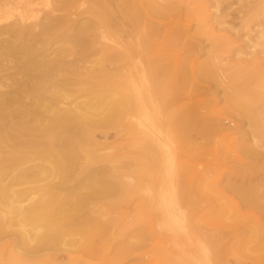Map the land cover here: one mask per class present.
Instances as JSON below:
<instances>
[{"label": "rangeland", "instance_id": "rangeland-1", "mask_svg": "<svg viewBox=\"0 0 264 264\" xmlns=\"http://www.w3.org/2000/svg\"><path fill=\"white\" fill-rule=\"evenodd\" d=\"M180 1H172V8L164 10V21L176 22L169 27L168 37H164L166 27L160 25L161 35L143 42L142 30L157 24L142 21L132 37L112 33V39L92 47L96 53L78 52L82 37L70 36L69 31L68 37L49 38L47 50L36 55L48 60V67H57V61L64 59L78 67L73 73L93 69L96 73L104 63L99 52L103 45L144 43L148 47L163 38L169 40L167 49L157 54L159 65L141 68L139 61L147 63L152 58L146 54L133 57L131 64L136 67L123 68L131 73L120 78L116 97L128 95L125 107L131 113L126 117L99 107L100 101L79 83L59 91L67 97L59 107L72 110L74 104L83 106L92 98L98 111L108 112L110 118L100 116L109 121H102L97 113L92 119L101 121L94 124L79 121L46 133L53 114L31 103H13L11 118H0V130H6L0 132V264H264V71L256 83L246 73H236L251 70L256 66L253 60L260 58L257 69H264V12L252 22L254 32L242 39L239 52L236 45L218 43L219 35L223 29L231 30V25L242 27L239 12L255 0ZM62 2L67 9L81 3ZM116 3L88 0L80 8L91 6L97 15L99 9L110 12L122 5L124 12L128 10V3ZM216 3H220L219 10L229 7V15L223 12L221 25L212 16L207 18L205 29L212 30L210 36L185 20L187 9L201 4L210 8V15L220 13ZM43 5H22L21 12L15 7L0 8V18L7 13L13 18L0 22L5 25L0 27V36L30 8L47 10ZM138 9L131 11L134 18ZM91 15L83 14L72 24L74 29L90 25ZM86 45L91 49V44ZM0 58L2 68L6 62ZM115 61L123 65L129 59L117 57ZM199 65L207 71L201 72ZM109 72L117 71L111 66ZM22 109L33 110L35 115L31 111L29 117H22L18 113ZM53 141L61 143L65 164L52 173L51 169L31 173L32 166L54 165V158L45 161L43 157L53 148L46 143ZM53 183L57 195L50 199ZM42 203L44 207L37 210Z\"/></svg>", "mask_w": 264, "mask_h": 264}, {"label": "bare ground", "instance_id": "bare-ground-1", "mask_svg": "<svg viewBox=\"0 0 264 264\" xmlns=\"http://www.w3.org/2000/svg\"><path fill=\"white\" fill-rule=\"evenodd\" d=\"M53 1H55V0H0V8H3V9L11 8V7H15L14 9L19 8L17 12L20 11V6H22V5H29L30 6L31 4L32 5L33 4L38 5L40 3H43L44 4L43 6H45V4L48 6L47 10H45L44 7L42 10L37 9V11L36 10L34 11L33 9L31 10V8H30L31 11L29 10V12L27 14L24 13V15H20L19 19H17L18 22L13 27H11L10 29H8V30L6 29V31H3V33L0 36V57H2L3 62L4 61L6 62V64L2 68L0 67V118L1 119L2 118H9V119L11 118V114L13 113L11 110L13 103H17L19 105H24V106L29 105L28 103H31L34 106H36L38 109L39 108L41 109L43 107L42 108L43 112H46V111L50 112L49 110H51L53 115H52V119H51L48 127H46V129H47V130H45L46 133H50V132L53 133L54 130L60 129V127H64V126L72 124L74 122L77 123L79 121L80 122L81 121L82 122L93 121V124H94V122H99L101 120L104 122L109 121V120H107L108 119L107 118L108 112L107 113L105 112L106 113L105 114L104 111H100V110L98 111V106L94 107L91 104L92 98L85 101L83 106L77 105L80 103H77L76 105L74 104L73 107H75V106L76 107L73 108L72 110L65 109V108H64L65 109L64 110L63 108L59 107L60 103L62 101H64L65 99H67V97L64 95L65 93L64 94L63 93L58 94L59 91L62 88H64L65 86H75L76 84H79V83H82L84 85L83 86L84 88L83 87H81V88L86 90L88 95H90V96L93 95L94 98H97L98 101H100L99 107L105 106L106 108H108L107 110L109 111V114H112L114 116L120 114V115H122L121 117H126L128 114L131 113V111L126 109V107H125L127 104V101L129 102V97H128V95L123 94V93L119 94L118 95L119 97H116V92H118L117 91L118 84H119L118 82L122 80L120 78L124 77L127 73L128 74L131 73L129 71H126L127 70L126 65L129 67V70H130L132 65H134L133 63L131 64L133 57L137 56V55H144L145 56L146 54L152 55V58L149 59V61L147 63H145L146 61H139L137 64L140 63L141 68H144V66L146 67V66L159 65L160 61H159V56L157 54H159V53L161 54V52H163L167 49L166 45L169 44V40L166 39V41H165L163 38L162 41H160V43L153 44L151 42L152 45H150L148 47L147 46L145 47L144 43H143L144 45L141 44L142 46L138 45V46H134V47H131V46L128 47V45H127V47L126 46L124 47L123 44H121L120 47H118V46L109 47V45H108V47H106L105 45H103V47H100L101 49L99 50L100 59H101V61L104 62L100 66L101 71L94 73L95 70L93 69V70L89 71L88 73L83 74V73H79L76 70L77 72H75V73L78 77L75 75V73H73L75 71V68L78 69V67L73 66L72 63H69V61L67 62L64 59H60V61L56 60L57 61V67H56V65H55V67H52V66L48 67V64H50L48 60H46V59L44 60L41 58H35V57L37 54H43L47 50L45 44L49 38L57 39L58 37H61V36L62 37H68L70 34L69 31L70 32L72 31L70 36H72V35H75V37L78 36V39H79L80 35L82 37V41H81L82 43H81L79 49H77L78 52L82 51V50H89V51L93 52L94 49L92 47H95L97 44L104 43L103 42L104 40H109L110 38L112 39V37L110 36L112 33H117L118 35H120V37L130 38L133 36L134 32L138 31V26H140V23L142 21L143 22H145V21L150 22L151 25L157 24L156 27H151V29H148V28L145 29L144 28V30H142L141 34H142L143 42H146L148 40L152 41V40H154V38L158 37V35L160 34V32H159L160 31V25H163V27H166L167 32L164 34V37H168V35L170 34V32L168 34L169 27H171L172 22H175V21L174 20L172 21V19H170L169 22H165L164 21V10H166L168 8H172V4H174V3H172V1L174 2L175 0H99L103 5L105 3L115 4L118 1H122L123 4H124V2L126 4L128 3L127 4L128 10L124 12L125 8L122 5V6L114 7L113 10L110 12L107 10H104V9L103 10L99 9V11H97V12H99L98 15H97V13L95 14L96 9L94 10L91 6L90 7L87 6L88 8H85V9L80 8V6L81 7L84 6V4L88 0H79V2H81L80 4L78 3V0H77L76 3H78L79 6H75V8H74L72 5L71 7L74 8V9L72 8L73 10L67 9L64 6V3L62 2V0H57V3L54 5H53ZM180 2H182V0ZM73 3H74V1H73ZM252 3H253V6H246V7L242 8L239 12L242 15L239 16L237 19L241 21L240 24L242 25V27H239L237 25H231L230 28L234 32H232L231 30H228V29H223V31L225 33H223V31H222L221 35H224V36L219 35L221 37V40L220 41L216 40V41H218V43L222 41L225 47H228L230 45H236L237 51L239 50V52H241L240 50L244 46V43H243L244 41L242 39L249 37L251 35V33L254 32L253 29H255V28L252 26L253 25L252 22L254 21V19L256 17L261 15L262 12H264V0H255ZM175 4H176V2H175ZM223 4H224V2H223ZM219 5H220V3H216L214 5V7H216L217 11L220 13H218V14L214 13L212 15H210L208 12V10L210 8L208 9V7H206L202 4L199 6L197 5L198 7L187 9L188 11L189 10L190 11L188 13L184 14L185 20H187L189 23H196L197 28L200 29L199 30L200 32L204 31L205 35L206 34L209 35L210 33H212L211 32L212 30L210 31V30H208V28H207V30L205 29V27H207L209 24V23H207V21H208L207 18L209 16H212V19H213L212 21H215L216 24L221 25L224 23L223 22L224 15H222V14H224L223 12H225L226 15H229V13H227V8H229V7H227L226 10L223 11L222 9L221 10L218 9ZM29 6H27V7H29ZM106 6H108V5H106ZM109 6H111V5H109ZM134 6L139 7V9H140V11L138 13L139 15L136 18H134L132 16L135 13L131 15L132 9L135 8ZM221 6H222V3H221ZM221 6H220V8H221ZM173 8L176 9L177 7L176 8L173 7ZM187 10H186V12H187ZM61 11H65L68 13H65L64 15H62V14L60 15L59 13ZM23 12H25V11L23 10ZM126 12H128V14ZM172 12H173V10H172ZM174 12L176 13V11H174ZM85 13H89V14L93 13L94 14V15H91L92 17L90 16L91 18H89L90 20L88 22L90 23V25L82 26L83 25L82 24L80 27H76L74 29L73 26L76 24V22H79L80 19L83 18L82 15ZM20 14H22V13H20ZM170 14H172V13H170ZM9 15H10V13H9ZM168 15H169V13H168ZM106 16H107V19H105ZM9 17L10 16H8V13H7L6 18H4V19L0 18V22L1 23H2V21L7 22V19ZM10 18H12V17H10ZM183 18H184L183 15H180V19L184 20ZM259 18H261V17H259ZM104 20H106V21H104ZM256 20H258V19L256 18ZM102 21L104 23H102ZM73 23H75V24L72 25ZM158 23H159V25H158ZM233 23H236V22L233 21ZM92 24H93V26H95L94 28L91 27ZM2 26H5V25H3V24L0 25V27H2ZM6 26H9V25H6ZM64 27L65 28L68 27L67 29H69V30H67V29L64 30L65 29ZM140 28H141V26H140ZM197 28H196V30H197ZM203 29H205V30H203ZM263 31L264 30H262V33H264ZM198 34H200V33H198ZM70 38L71 37H69V39ZM139 38H141V37H139ZM75 39H77V38H75ZM75 39L72 40V42L76 41ZM214 39H216V38H214ZM119 40H120V38H119ZM123 40H124V38H123ZM157 40L159 41V39H157ZM110 41L113 42L112 40H110ZM65 42H66V40H65ZM77 42L75 43L76 45H77ZM20 44H23L25 46L22 47L21 49H18L17 46ZM86 44H88V45L91 44L92 45V46H90L91 49L88 48L89 46H87ZM78 46H79V44H78ZM224 46H222V47H224ZM76 48H78V47L76 46ZM168 51H170V49ZM88 54H89V52H88ZM41 56H43V55H41ZM83 56L84 55H82L81 60L86 61V60H84ZM90 56H91V54H90ZM117 57H120L121 59L122 58H128L129 61H127L123 65L122 64L118 65V64H116V61H115V59ZM164 57L167 58L166 56H164ZM45 58H47V57H45ZM161 58H163V57H161ZM168 58H169V56H168ZM260 59H254V60L252 59V60H253L254 64H256V66H257L258 65L257 63L261 64ZM161 60L163 61L165 59H161ZM56 61L54 62L55 64H56ZM170 61H172V59ZM166 62H168V60H166ZM168 63L170 64V62H168ZM161 64L164 65V63H161ZM165 64H167V63H165ZM68 65L71 66V68L68 67ZM111 66H114V70L117 71L116 73H113L114 71L112 73L109 72ZM134 66L136 67V65H134ZM164 66H166V65H164ZM256 66L254 67V65H253V68L251 70H245L243 72L238 70L236 73L239 75L240 74L245 75V73H246L248 75V77L250 79H252V82L254 83L258 79H260L259 77H261L260 75L264 71V69H261V70L257 69L259 67L258 66L256 67ZM123 68L124 69L126 68L125 72L123 71ZM161 69H163V68H161ZM199 69H201V72H202V70L207 71V68L205 65H199ZM72 70H74V71L72 72ZM164 70H166V68H164ZM169 70L171 71V69H169ZM235 74L233 73L232 78L234 77ZM74 76H76V77H74ZM237 77L239 78V76H237ZM242 79H244V78H242ZM244 82H246V81H243V84H244ZM252 82H251V84H252ZM246 83L248 84L247 86L251 85L248 83V81ZM261 86L262 85H260V87ZM260 87H258V89ZM65 89H68V88H65ZM65 89H63V91ZM114 90H115V93H112ZM249 90H251V89H249ZM253 90H254V88H253ZM63 91H61V92H63ZM122 91L124 92V90H122ZM258 91H260V90H258ZM119 93H120V91H119ZM262 93H264V92H262ZM113 96H114V98H113ZM255 96H253V97H255ZM115 97L117 99H115ZM259 98L262 100L261 97H259ZM263 102H264V100H263ZM48 107H49V109H48ZM106 108H105V110H106ZM43 109H45L46 111ZM91 109L94 111H91ZM31 111H32V115H35L33 110H31ZM31 111L29 112V110H27V109H24V110L22 109V110H19L18 113H20V114L22 113L21 114L22 117H29L31 115ZM97 113H99L98 116L102 115V117H106L107 119L106 118L103 119L101 116L100 117L102 119L99 120L100 119L99 118L98 119L99 121L95 120L96 118L92 119L93 116L94 117L97 116L96 115ZM109 114H108V116L110 118ZM15 116H16V114H15ZM0 132L5 134L6 130L3 129V130H0ZM12 136H13V134H12ZM35 142H36V140H35ZM36 144L39 145L38 142ZM33 145H35V144L33 143ZM42 145H44V144H41V146ZM46 145H51V146H53V148L50 147L51 150H48L45 152L47 154L43 155L44 160L46 161V159H48V160L52 161V159H50V158H54V160L52 161L53 162L52 164H54V165L52 166V165H49V163H48V165H49L48 166V165L43 163L44 165L39 164V165L32 166L28 169L31 173H34V171L44 172L43 169H45V170L51 169L52 170L51 173H52V172H54L55 169L59 170L65 164V162H63V160H62L63 157H61L62 156V151L60 150L61 143L59 142L58 144H56L54 142L51 144V142H50V143H46ZM56 172L57 171H55V174H57ZM53 179H56V176H54ZM59 179H60V177H59ZM62 180L63 179L61 178L59 181L62 182ZM55 182H58V181H55ZM50 187H51V189L49 190V194H50V199H52L53 197H55V195H57V191H55L56 185L53 183V185H50ZM44 195H45V192H44ZM47 195H48V193H47ZM42 197H44V196H42ZM43 201H44V199H43ZM47 201H49V200H47ZM43 207H44V203H42L41 206L36 207V208H38L37 210L41 211V209ZM40 211H38V213ZM40 217L38 216L37 218H40ZM44 226H45V224L43 225V227ZM41 235H43V234H41ZM47 236L48 235H46V237ZM43 238H45V236ZM38 239H39V237H38ZM40 241H42V240L40 239ZM92 254H94V253H92ZM90 256H91V252H90ZM93 256H95V255H93Z\"/></svg>", "mask_w": 264, "mask_h": 264}]
</instances>
